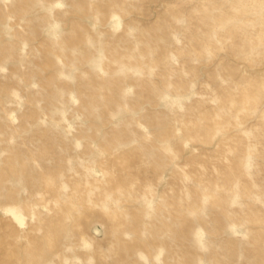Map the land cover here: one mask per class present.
<instances>
[{"label":"rangeland","instance_id":"rangeland-1","mask_svg":"<svg viewBox=\"0 0 264 264\" xmlns=\"http://www.w3.org/2000/svg\"><path fill=\"white\" fill-rule=\"evenodd\" d=\"M0 264H264V0H0Z\"/></svg>","mask_w":264,"mask_h":264},{"label":"bare ground","instance_id":"bare-ground-1","mask_svg":"<svg viewBox=\"0 0 264 264\" xmlns=\"http://www.w3.org/2000/svg\"><path fill=\"white\" fill-rule=\"evenodd\" d=\"M18 222H19V220H18Z\"/></svg>","mask_w":264,"mask_h":264}]
</instances>
